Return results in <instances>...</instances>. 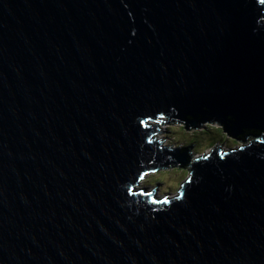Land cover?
I'll return each mask as SVG.
<instances>
[{
	"label": "water",
	"instance_id": "obj_1",
	"mask_svg": "<svg viewBox=\"0 0 264 264\" xmlns=\"http://www.w3.org/2000/svg\"><path fill=\"white\" fill-rule=\"evenodd\" d=\"M0 264H264V0H0Z\"/></svg>",
	"mask_w": 264,
	"mask_h": 264
},
{
	"label": "rangeland",
	"instance_id": "obj_2",
	"mask_svg": "<svg viewBox=\"0 0 264 264\" xmlns=\"http://www.w3.org/2000/svg\"><path fill=\"white\" fill-rule=\"evenodd\" d=\"M212 128H219L222 130V134L218 135L217 139H213L208 135V131ZM159 133L155 135L156 139L161 140L162 146L173 148H181L180 151H186L182 154L186 155L191 161L199 157H205L216 148L221 150L236 149L242 147L245 144L233 140L227 135L224 130L218 125L205 124L195 130H187L183 126L173 123H165L160 126ZM235 141V143H233ZM250 143L248 142L246 144ZM189 160V161H190ZM191 168L172 169L157 173L149 174L145 177L141 186H148L150 189H160L159 196L170 194L176 196L178 191L183 187L187 179L191 174Z\"/></svg>",
	"mask_w": 264,
	"mask_h": 264
},
{
	"label": "clouds",
	"instance_id": "obj_3",
	"mask_svg": "<svg viewBox=\"0 0 264 264\" xmlns=\"http://www.w3.org/2000/svg\"><path fill=\"white\" fill-rule=\"evenodd\" d=\"M157 124V123H156ZM159 124V126H158V129L160 128V126L161 125H163V124H165V120H163V121H161L160 123H158ZM157 135V134H156ZM154 140L156 141V142H158L161 146H162V142H161V140L159 141L158 139H156V138H154ZM162 147H164V146H162ZM217 149V148H216ZM220 149V148H219ZM209 154H207L206 156H208ZM205 156V157H206ZM200 158V157H199ZM199 158H196L197 160L199 159ZM196 159L195 160H192V162L193 161H196ZM145 178H143L142 180H141V182H140V184L138 185V187L140 188V187H144V186H141V183L143 182V180H144ZM188 180V179H187ZM182 188V187H181ZM152 190V189H151ZM180 191V190H179ZM179 191H178V193H179ZM165 197H167V195H164Z\"/></svg>",
	"mask_w": 264,
	"mask_h": 264
},
{
	"label": "trees",
	"instance_id": "obj_4",
	"mask_svg": "<svg viewBox=\"0 0 264 264\" xmlns=\"http://www.w3.org/2000/svg\"><path fill=\"white\" fill-rule=\"evenodd\" d=\"M208 132V135L211 136L213 139H217L218 135L222 134V130L219 128H212V130ZM233 143H235V141Z\"/></svg>",
	"mask_w": 264,
	"mask_h": 264
},
{
	"label": "bare ground",
	"instance_id": "obj_5",
	"mask_svg": "<svg viewBox=\"0 0 264 264\" xmlns=\"http://www.w3.org/2000/svg\"><path fill=\"white\" fill-rule=\"evenodd\" d=\"M155 137H156V136H155ZM165 148H168V149H171V150H174V151H178V149H181V148H179V147L175 149V148H173L172 146L165 147ZM216 150L218 151V150H221V149L217 148ZM228 150H230V149H228ZM189 168H191V165L188 167V169H189ZM147 175H149V174H147ZM147 175H146V176H147ZM146 176H145V177H146ZM145 177H144V178H145ZM144 187H148V186L145 185ZM180 190H181V189H180ZM156 191H157V194H158V193L160 192V189H157ZM158 195H159V194H158ZM164 197H165V196L163 195V196H161L160 198H164ZM168 197H172V196L169 195ZM156 198H159V197H156Z\"/></svg>",
	"mask_w": 264,
	"mask_h": 264
}]
</instances>
